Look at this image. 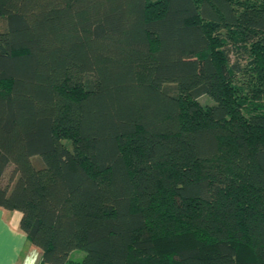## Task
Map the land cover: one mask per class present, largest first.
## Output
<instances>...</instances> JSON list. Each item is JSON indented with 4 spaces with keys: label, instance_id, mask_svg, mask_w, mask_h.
I'll return each mask as SVG.
<instances>
[{
    "label": "trees",
    "instance_id": "trees-1",
    "mask_svg": "<svg viewBox=\"0 0 264 264\" xmlns=\"http://www.w3.org/2000/svg\"><path fill=\"white\" fill-rule=\"evenodd\" d=\"M0 208L43 264H264V0H0Z\"/></svg>",
    "mask_w": 264,
    "mask_h": 264
},
{
    "label": "crops",
    "instance_id": "crops-1",
    "mask_svg": "<svg viewBox=\"0 0 264 264\" xmlns=\"http://www.w3.org/2000/svg\"><path fill=\"white\" fill-rule=\"evenodd\" d=\"M20 213L0 208V264H43L39 248L19 229Z\"/></svg>",
    "mask_w": 264,
    "mask_h": 264
},
{
    "label": "rangeland",
    "instance_id": "rangeland-1",
    "mask_svg": "<svg viewBox=\"0 0 264 264\" xmlns=\"http://www.w3.org/2000/svg\"><path fill=\"white\" fill-rule=\"evenodd\" d=\"M201 101L202 102H205V101L207 102V101H209V99L204 96V97L201 98ZM3 180L6 181V176L3 178ZM83 254H84L83 251L77 249V250L71 251L69 253V256L68 257L71 260H80Z\"/></svg>",
    "mask_w": 264,
    "mask_h": 264
}]
</instances>
